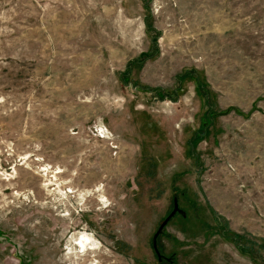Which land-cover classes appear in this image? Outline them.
<instances>
[{
    "label": "rangeland",
    "instance_id": "obj_1",
    "mask_svg": "<svg viewBox=\"0 0 264 264\" xmlns=\"http://www.w3.org/2000/svg\"><path fill=\"white\" fill-rule=\"evenodd\" d=\"M0 264H264V0H0Z\"/></svg>",
    "mask_w": 264,
    "mask_h": 264
},
{
    "label": "bare ground",
    "instance_id": "obj_2",
    "mask_svg": "<svg viewBox=\"0 0 264 264\" xmlns=\"http://www.w3.org/2000/svg\"><path fill=\"white\" fill-rule=\"evenodd\" d=\"M6 179V178H5ZM86 235V234H85ZM84 234H81L76 240V245L81 246L83 248L82 251H86L87 253L83 256H88L89 253L93 252L98 255L100 253V247L97 246V244L93 243L92 240H90V237L88 238ZM83 252V253H84Z\"/></svg>",
    "mask_w": 264,
    "mask_h": 264
},
{
    "label": "water",
    "instance_id": "obj_3",
    "mask_svg": "<svg viewBox=\"0 0 264 264\" xmlns=\"http://www.w3.org/2000/svg\"><path fill=\"white\" fill-rule=\"evenodd\" d=\"M179 211V208L177 206V204H175V209L173 210V212L171 213V215L166 219V221L163 223V225L161 226L159 232L155 235L154 237V246L155 248L157 247V238L159 237V234L161 233L162 228L168 223V221ZM181 211V210H180ZM157 249V248H156ZM159 260L162 261V257L159 255Z\"/></svg>",
    "mask_w": 264,
    "mask_h": 264
},
{
    "label": "trees",
    "instance_id": "obj_4",
    "mask_svg": "<svg viewBox=\"0 0 264 264\" xmlns=\"http://www.w3.org/2000/svg\"><path fill=\"white\" fill-rule=\"evenodd\" d=\"M227 236V235H226ZM228 237V236H227ZM236 241H238V237H234ZM243 249L245 250L246 248L243 246Z\"/></svg>",
    "mask_w": 264,
    "mask_h": 264
}]
</instances>
